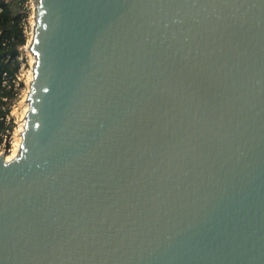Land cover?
Instances as JSON below:
<instances>
[{
    "label": "water",
    "instance_id": "water-1",
    "mask_svg": "<svg viewBox=\"0 0 264 264\" xmlns=\"http://www.w3.org/2000/svg\"><path fill=\"white\" fill-rule=\"evenodd\" d=\"M0 264H264V0H34Z\"/></svg>",
    "mask_w": 264,
    "mask_h": 264
},
{
    "label": "trees",
    "instance_id": "trees-1",
    "mask_svg": "<svg viewBox=\"0 0 264 264\" xmlns=\"http://www.w3.org/2000/svg\"><path fill=\"white\" fill-rule=\"evenodd\" d=\"M27 1L0 0V144L13 130V123L7 124L6 99L14 96L13 81L20 68V49L28 41L25 30L29 14Z\"/></svg>",
    "mask_w": 264,
    "mask_h": 264
},
{
    "label": "rangeland",
    "instance_id": "rangeland-1",
    "mask_svg": "<svg viewBox=\"0 0 264 264\" xmlns=\"http://www.w3.org/2000/svg\"><path fill=\"white\" fill-rule=\"evenodd\" d=\"M26 6L29 9L28 18L25 23L28 41L27 44L20 49V68L16 73V79L13 81L14 96L9 100L6 99V108L9 109V114L7 115V124L13 123V130L9 133V137L5 136L2 144H0V155L3 154L5 156L11 154L14 151L16 143L20 138L17 129L20 126L23 116V106L24 102L27 100V94L29 92V85L31 82V73H33V68L35 65V61L33 60V57L35 56L29 50V44L34 31L33 26L35 22V1L29 2V4H26Z\"/></svg>",
    "mask_w": 264,
    "mask_h": 264
},
{
    "label": "bare ground",
    "instance_id": "bare-ground-1",
    "mask_svg": "<svg viewBox=\"0 0 264 264\" xmlns=\"http://www.w3.org/2000/svg\"><path fill=\"white\" fill-rule=\"evenodd\" d=\"M33 60L35 61V57H33ZM32 79H33V73H31V80ZM28 109H29V103H28V100H26L24 102V106H23V116L21 119V123H20L19 128L17 129V132H18V135L20 138H19V141L16 143V147H15L14 151L11 154L6 156V160H8V161L11 160L12 158H14L15 156H17L19 153L21 139H22L21 135H22V132L24 130V126H25V122H26V113H27Z\"/></svg>",
    "mask_w": 264,
    "mask_h": 264
},
{
    "label": "built area",
    "instance_id": "built-area-1",
    "mask_svg": "<svg viewBox=\"0 0 264 264\" xmlns=\"http://www.w3.org/2000/svg\"><path fill=\"white\" fill-rule=\"evenodd\" d=\"M29 2H34V0H28L26 4H29ZM6 83V82H5ZM8 117V116H7Z\"/></svg>",
    "mask_w": 264,
    "mask_h": 264
}]
</instances>
